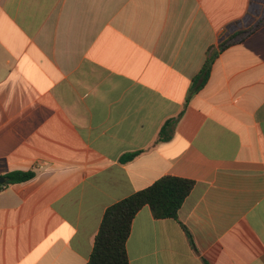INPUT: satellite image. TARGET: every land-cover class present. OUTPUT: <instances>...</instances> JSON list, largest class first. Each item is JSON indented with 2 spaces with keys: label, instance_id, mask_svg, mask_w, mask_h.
Here are the masks:
<instances>
[{
  "label": "crops",
  "instance_id": "1",
  "mask_svg": "<svg viewBox=\"0 0 264 264\" xmlns=\"http://www.w3.org/2000/svg\"><path fill=\"white\" fill-rule=\"evenodd\" d=\"M165 176L195 187L136 215L130 264H264V0H0V264H88Z\"/></svg>",
  "mask_w": 264,
  "mask_h": 264
},
{
  "label": "trees",
  "instance_id": "2",
  "mask_svg": "<svg viewBox=\"0 0 264 264\" xmlns=\"http://www.w3.org/2000/svg\"><path fill=\"white\" fill-rule=\"evenodd\" d=\"M252 32L253 30H249L233 36L221 46V49L243 40ZM217 56L218 53L210 55L202 71L193 82L192 93L197 92L207 82ZM136 155H127L123 160L131 161ZM34 176L33 172H12L6 178L8 183L15 184L25 183L33 179ZM194 187L195 182L191 180L165 176L147 189L109 207L105 212L88 264H130L127 242L136 215L148 206L156 219H178L179 212Z\"/></svg>",
  "mask_w": 264,
  "mask_h": 264
},
{
  "label": "water",
  "instance_id": "3",
  "mask_svg": "<svg viewBox=\"0 0 264 264\" xmlns=\"http://www.w3.org/2000/svg\"><path fill=\"white\" fill-rule=\"evenodd\" d=\"M5 180H1L0 183H4Z\"/></svg>",
  "mask_w": 264,
  "mask_h": 264
}]
</instances>
